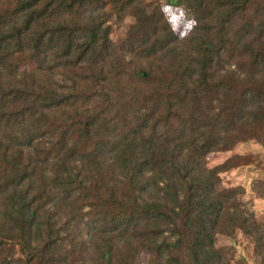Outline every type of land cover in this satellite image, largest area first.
<instances>
[{
  "label": "trees",
  "instance_id": "16d2710c",
  "mask_svg": "<svg viewBox=\"0 0 264 264\" xmlns=\"http://www.w3.org/2000/svg\"><path fill=\"white\" fill-rule=\"evenodd\" d=\"M100 1L0 0V264H232L236 231L264 264L220 188L252 157L205 159L264 146V0H179L182 38L159 4L106 0L132 19L119 51Z\"/></svg>",
  "mask_w": 264,
  "mask_h": 264
},
{
  "label": "rangeland",
  "instance_id": "374dc122",
  "mask_svg": "<svg viewBox=\"0 0 264 264\" xmlns=\"http://www.w3.org/2000/svg\"><path fill=\"white\" fill-rule=\"evenodd\" d=\"M144 1L157 3L161 6L167 21L179 38L186 36L194 26L193 16L178 3L179 0ZM90 14L95 19L106 18V24L111 26L109 34L111 44L118 51L124 48L126 30L128 24L132 21L131 17L125 15L123 18L118 19L111 15L110 6L106 0L94 4L91 7ZM70 16L74 17L75 15ZM242 63L246 62L242 61ZM230 69H234V66H231ZM233 155H249L252 157V162L220 174V188H242L243 194L240 197L242 209L251 213L264 225V196L257 197L256 195V188L260 192H264V146L255 140L238 143L230 151L209 154L205 158L206 165L208 168H212ZM215 244L218 247L227 249V257L232 264L237 262L259 264V257L254 250V243L240 231H236L231 236L218 235Z\"/></svg>",
  "mask_w": 264,
  "mask_h": 264
},
{
  "label": "clouds",
  "instance_id": "9594fccd",
  "mask_svg": "<svg viewBox=\"0 0 264 264\" xmlns=\"http://www.w3.org/2000/svg\"><path fill=\"white\" fill-rule=\"evenodd\" d=\"M194 23V22H193Z\"/></svg>",
  "mask_w": 264,
  "mask_h": 264
}]
</instances>
